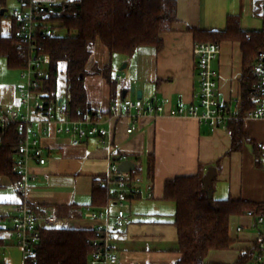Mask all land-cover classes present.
Wrapping results in <instances>:
<instances>
[{"label": "crops", "instance_id": "1", "mask_svg": "<svg viewBox=\"0 0 264 264\" xmlns=\"http://www.w3.org/2000/svg\"><path fill=\"white\" fill-rule=\"evenodd\" d=\"M7 1L0 0L1 11L7 12ZM175 1L178 19L172 30L161 35L160 49L142 46L126 55L110 52L97 40L85 77L93 113L108 114L111 106L120 104L124 98L137 99L139 90L143 100L164 104L166 112L176 106H187L196 101L195 92L200 86L194 57L198 37L204 39L211 32L225 31L230 17L238 18L243 32L264 31V0ZM11 19L9 33L15 25ZM219 43L220 54L213 62L219 73L218 93L230 112L236 114L242 99L244 49L237 39ZM13 92L6 83H0V108L16 107L6 99ZM60 94L59 102L67 101L66 93L61 90ZM132 123L131 118L115 122L111 148L102 145L97 137L74 144L69 135L57 134L54 129L43 134L48 159L45 164L37 161L30 164L33 177L26 196L18 191L10 176L0 175V264L17 262L16 247L8 243L7 237L13 232L12 208L24 200L42 218V227H48L44 220L47 212L63 220L58 227L96 230L107 222L106 217L99 215L105 209L110 214L109 222L114 223L118 205L111 200L103 206L94 203L93 192L95 180L110 172L112 160L120 153L128 154V160L135 162L133 171L124 172L139 185L142 194L131 198L126 220L113 229L110 245L118 255V264H175L181 259L176 204L165 198L167 181L182 176L203 178L214 166L215 200L264 202V118L244 120L248 139L239 150H232L228 126L213 127L193 117L143 116L135 122L134 131L128 133ZM255 146L260 148L259 154ZM88 208L94 216L87 214ZM229 235L231 247L211 250L206 263L238 264L243 252L255 250L254 258L246 264H260L255 248L261 228L254 226V216L247 209L231 215Z\"/></svg>", "mask_w": 264, "mask_h": 264}, {"label": "trees", "instance_id": "2", "mask_svg": "<svg viewBox=\"0 0 264 264\" xmlns=\"http://www.w3.org/2000/svg\"><path fill=\"white\" fill-rule=\"evenodd\" d=\"M55 5V27L65 33L39 37L41 52L49 59L44 98L50 102L59 100L62 96L60 75L63 73L67 105L73 116H78L79 112L93 114L85 77L88 73L86 65L98 39L112 53L131 55L140 47L150 45L160 49L163 45L161 35L172 30L178 19L175 0H68ZM16 27L13 25L9 34H0V57L6 58L9 68L20 70L26 59L24 47L15 35ZM228 39L241 40L245 55L241 105L235 114L237 117L228 124L232 131V150H239L248 139L244 120L250 111L259 108L264 98V75L257 72L258 64L264 62V31L243 32L238 18L230 17L225 31L211 32L204 39L198 37L196 42ZM0 135V175L10 176L15 181L18 176L13 167L21 134L18 126L12 124L3 132L0 130ZM255 150L259 154L258 146ZM151 169L153 171V166ZM103 178L95 180L93 192L94 203L102 206L114 197L110 187L100 183ZM165 198L176 204L175 224L182 257L175 264H209L205 258L211 250L228 249L232 245L229 235L231 215L241 214L244 209L249 214L253 210L254 217L264 215V202L214 199L213 206L204 190L202 177L198 175L167 181ZM96 237L95 229L42 227L41 240L35 247L30 264H90L97 249L93 243ZM255 249L259 255V241ZM254 252H243L238 264L251 261Z\"/></svg>", "mask_w": 264, "mask_h": 264}, {"label": "built area", "instance_id": "3", "mask_svg": "<svg viewBox=\"0 0 264 264\" xmlns=\"http://www.w3.org/2000/svg\"><path fill=\"white\" fill-rule=\"evenodd\" d=\"M18 2L19 7L13 10L12 18L17 26L15 35L24 47L23 55L26 59L25 66L20 69L23 83L18 88L21 102L26 109L21 112L12 106L0 108V130L3 132L13 124L17 125L20 131L21 139L13 170L18 176L15 186L24 196L31 186L33 174L30 164L32 161L40 164L47 162L48 157L42 137L51 129H54L57 134L69 135L74 144H80L88 137H97L102 145L111 148L114 144V124L121 118L132 119L133 123L127 128V132L132 133L135 122L143 116L157 117L163 114L189 116L213 127H227L230 120L237 117L230 112L218 93L219 73L214 68L213 62L220 54L219 42L195 43L194 57L199 68L200 86L195 92L196 101L191 104L176 106L166 112L164 104H156L152 100L145 101L142 98H124L120 104L112 105L108 114L97 112L84 115L79 112L78 116H73L65 99L62 102L59 100L50 102L44 98L46 95L43 88L48 69L46 62L49 64V59L41 52L39 37H52L56 33L57 21L53 18L57 13L56 3H47L45 0H18ZM257 72L264 75L263 61L258 64ZM33 94L34 97H32ZM247 117L264 118V98L259 108L251 111ZM228 130L232 132L229 128ZM1 138L0 135V141ZM128 157L126 153L116 156L112 160L110 172L100 181L101 184L110 187L114 194L111 203L115 202L119 208L114 223L109 222L110 214L107 209L100 212L99 215L106 217L107 222L96 229L97 237L93 243L97 249L90 264L119 263L118 255L111 250L110 245L113 229L126 220V210L131 205V198L142 194L139 185L132 181L129 173L118 170V165L128 160ZM148 197H151V194ZM12 211L13 233L17 236L18 245L24 251L23 264H30L35 247L41 240L42 218L26 200L15 205ZM253 212L251 210L250 214L252 215ZM87 214L95 215L90 208ZM44 220L48 227L63 223L61 218L51 212L46 213ZM254 226L261 228L259 239L261 252L257 258L260 264H264V215L254 217Z\"/></svg>", "mask_w": 264, "mask_h": 264}, {"label": "rangeland", "instance_id": "4", "mask_svg": "<svg viewBox=\"0 0 264 264\" xmlns=\"http://www.w3.org/2000/svg\"><path fill=\"white\" fill-rule=\"evenodd\" d=\"M45 1L47 3L52 2V3H58L59 4V3L66 2L68 0H45ZM17 7H19L18 0H8L7 5H6L7 12H5V14H1L2 8H0V33L6 34V33L10 32V26H11V22H12V19H11L12 18V12ZM57 31L59 33H62V34L65 33V31H63L62 29H58ZM46 65H49V64H47V62H46ZM0 83H6V85L8 87L14 89V92L12 93V95L9 96L8 98H6L9 101L8 104L14 103L16 105V107L12 105L13 108H16L17 110H19L21 112H24L26 107L22 104L21 96L18 92L19 86L23 83V79L21 77V71L17 70V69L9 68L7 61H6V58H4V57H0ZM60 86H61L62 92H65V75L63 73H61V75H60ZM10 93L11 92H9L8 95ZM63 95H65V94H63ZM32 97H34V94ZM33 99H35V98H33ZM8 107H10V106H8ZM7 225H8V223H7ZM7 239H8L9 244H14V246L16 247V250L14 251V257L17 258V262H13V263L23 264V262H24V257H23L24 251L17 243V236L12 232V233H9Z\"/></svg>", "mask_w": 264, "mask_h": 264}, {"label": "water", "instance_id": "5", "mask_svg": "<svg viewBox=\"0 0 264 264\" xmlns=\"http://www.w3.org/2000/svg\"><path fill=\"white\" fill-rule=\"evenodd\" d=\"M4 12H5V10L3 9L1 11V13H4ZM124 65H126V64H124ZM133 91H135V88H133ZM137 96H138L139 99L142 98V91L141 90H139L137 92ZM60 102H62V99H60ZM135 167H136V164H135L134 161H132V160H125V161L121 162L118 165V170H120V171H133L135 169ZM216 174H217L216 167L212 166V167H210L208 169L206 175L202 178L204 190L207 193L209 202L213 206H215V203H214V184H213V181H214V179L216 177Z\"/></svg>", "mask_w": 264, "mask_h": 264}]
</instances>
